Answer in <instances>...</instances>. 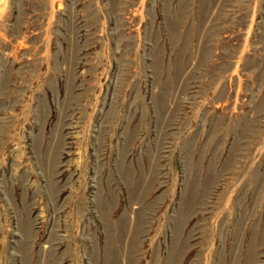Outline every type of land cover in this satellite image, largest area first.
<instances>
[{"label":"rangeland","instance_id":"rangeland-1","mask_svg":"<svg viewBox=\"0 0 264 264\" xmlns=\"http://www.w3.org/2000/svg\"><path fill=\"white\" fill-rule=\"evenodd\" d=\"M0 264H264V0H0Z\"/></svg>","mask_w":264,"mask_h":264}]
</instances>
